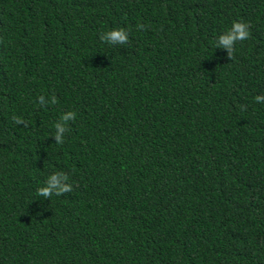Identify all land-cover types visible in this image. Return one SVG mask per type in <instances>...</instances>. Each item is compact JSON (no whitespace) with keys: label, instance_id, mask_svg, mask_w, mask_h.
<instances>
[{"label":"trees","instance_id":"obj_1","mask_svg":"<svg viewBox=\"0 0 264 264\" xmlns=\"http://www.w3.org/2000/svg\"><path fill=\"white\" fill-rule=\"evenodd\" d=\"M258 96L264 0H0V264H264Z\"/></svg>","mask_w":264,"mask_h":264},{"label":"clouds","instance_id":"obj_2","mask_svg":"<svg viewBox=\"0 0 264 264\" xmlns=\"http://www.w3.org/2000/svg\"><path fill=\"white\" fill-rule=\"evenodd\" d=\"M141 28H143V25H140ZM249 25L245 22H234L233 26L229 31H227V34L221 35L219 43L223 46H226L229 48V53L232 55L233 53V43L237 41H243L249 38L250 31H249ZM104 40H110L112 42L119 41L121 43H125L128 40L127 31L123 28L113 29L108 32H106L102 37ZM264 99L262 97H256V100ZM71 116V113L66 115L64 119H68ZM16 123H21L22 120L19 118L14 117L13 118ZM59 127V125H57ZM63 131V129H60ZM57 139L59 140V135L57 136ZM65 177L60 176L59 174H53L51 175L47 186H42L38 189L37 194L43 195V196H49L52 194L53 190L57 192V194L64 193L71 190V185L68 184H61V180Z\"/></svg>","mask_w":264,"mask_h":264}]
</instances>
